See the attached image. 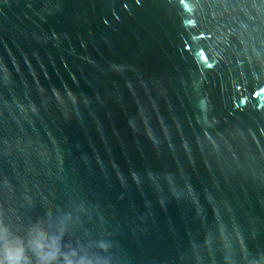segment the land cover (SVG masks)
Listing matches in <instances>:
<instances>
[{
	"label": "water",
	"instance_id": "95a60500",
	"mask_svg": "<svg viewBox=\"0 0 264 264\" xmlns=\"http://www.w3.org/2000/svg\"><path fill=\"white\" fill-rule=\"evenodd\" d=\"M31 264H264V0H0V230Z\"/></svg>",
	"mask_w": 264,
	"mask_h": 264
},
{
	"label": "clouds",
	"instance_id": "9594fccd",
	"mask_svg": "<svg viewBox=\"0 0 264 264\" xmlns=\"http://www.w3.org/2000/svg\"><path fill=\"white\" fill-rule=\"evenodd\" d=\"M0 264H31L29 248L19 236L0 230Z\"/></svg>",
	"mask_w": 264,
	"mask_h": 264
}]
</instances>
